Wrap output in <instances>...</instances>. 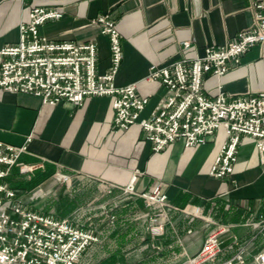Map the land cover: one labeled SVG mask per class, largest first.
Instances as JSON below:
<instances>
[{
  "label": "crops",
  "instance_id": "1",
  "mask_svg": "<svg viewBox=\"0 0 264 264\" xmlns=\"http://www.w3.org/2000/svg\"><path fill=\"white\" fill-rule=\"evenodd\" d=\"M260 2L263 8L256 9ZM31 7L61 12L39 27L40 35L95 44L97 74L110 67L109 44L89 22L100 15L113 21L122 52L114 83H134L136 93L148 98L140 119L165 93L158 83L143 80L150 67L201 57L205 47L233 41L256 14L264 16V0H0V49L17 43L18 26L27 22ZM202 87L210 97L264 91L260 47H251L219 78L205 74ZM224 139L219 129L193 147L175 141L153 152L137 125L126 130L113 125L109 97L51 106L0 90V142L25 148L17 165L32 167L30 178L45 174L46 183L62 173L68 188L77 184L79 192L93 191L92 216H79L92 218L88 225L98 239L91 246L93 264H180L219 227L227 228L221 257L242 251L244 264H256L255 256L264 254V155L253 139L241 136L232 172L214 178L209 170ZM156 186L165 196L163 205L141 196Z\"/></svg>",
  "mask_w": 264,
  "mask_h": 264
},
{
  "label": "built area",
  "instance_id": "2",
  "mask_svg": "<svg viewBox=\"0 0 264 264\" xmlns=\"http://www.w3.org/2000/svg\"><path fill=\"white\" fill-rule=\"evenodd\" d=\"M255 8H263V3L255 4ZM60 17L61 12L55 9H29L27 22L18 26L17 43L0 49V90L37 97L51 106H79L86 96L109 97L113 125L119 130L137 125L153 152L175 141L193 147L221 129L225 139L209 170L214 178L232 172L241 136L253 139L257 152L264 155V91L231 98L218 92L210 97L202 87L205 74L221 77L236 67L251 47L259 46L264 54L263 15L256 14L252 25L237 33L233 41L205 47L201 57L150 67L143 80L158 83L165 93L143 119L140 114L148 98L136 93L134 83H114L122 52L113 21L100 15L89 22L109 44L110 67L97 74L94 43L51 41L39 34L40 26ZM24 151V147L0 142V264H76L97 241L93 231L12 202L15 193L3 180ZM141 196L150 205L165 201L158 186ZM226 231V227H219L210 232L198 251L180 264H214L221 255V235ZM254 260L264 264V254H257ZM221 264H244L243 252L223 258Z\"/></svg>",
  "mask_w": 264,
  "mask_h": 264
},
{
  "label": "rangeland",
  "instance_id": "3",
  "mask_svg": "<svg viewBox=\"0 0 264 264\" xmlns=\"http://www.w3.org/2000/svg\"><path fill=\"white\" fill-rule=\"evenodd\" d=\"M17 166L19 167L15 170V176L12 175V177L8 178L6 183L8 187L9 185L13 187L11 189L15 193L12 202L19 203L26 209L49 215L55 219L67 220L73 225L82 226L83 229L93 231L92 227L88 225L92 222V218L85 221V218L79 217L81 214L82 216L84 214L92 216L93 214L92 190L83 191L82 189L79 192L77 184H71V187L68 188L67 178L59 177L57 173L53 174L54 176L52 175L53 177L46 183L44 181V184H37L32 188H28L27 183L29 182L30 173L33 171V168L26 166V168H30L29 170L21 168L20 165ZM79 205L84 207L82 211L78 210ZM221 256L222 249L221 255L214 264H221V260L223 259ZM76 264H93L91 246L80 256Z\"/></svg>",
  "mask_w": 264,
  "mask_h": 264
},
{
  "label": "trees",
  "instance_id": "4",
  "mask_svg": "<svg viewBox=\"0 0 264 264\" xmlns=\"http://www.w3.org/2000/svg\"><path fill=\"white\" fill-rule=\"evenodd\" d=\"M46 178H47V175L37 173L35 174V177H31L29 179V182L27 183L28 185L27 187L32 188L33 186H36L37 184H40L41 182L45 181Z\"/></svg>",
  "mask_w": 264,
  "mask_h": 264
}]
</instances>
